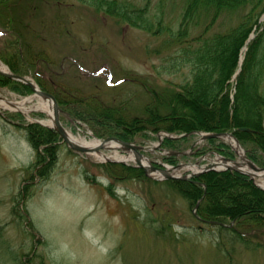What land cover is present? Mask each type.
<instances>
[{"label":"rangeland","instance_id":"1","mask_svg":"<svg viewBox=\"0 0 264 264\" xmlns=\"http://www.w3.org/2000/svg\"><path fill=\"white\" fill-rule=\"evenodd\" d=\"M89 1L17 0L2 6L0 18L9 21L10 27L0 24V61L13 73L1 54L10 59L19 48L34 68L25 74L22 67L24 74L16 75L42 89L34 76L41 73L45 81L51 79L63 91L112 106L127 104L129 115L140 114L137 110L147 100L145 87L131 80L146 79L157 86L185 80L189 65L171 69L167 59L180 47L164 48L166 38L107 16ZM128 1L140 7L149 5L165 24L176 28L185 5L184 0ZM236 21L224 15L214 30ZM255 37L256 32L251 39ZM34 94L0 84V99L21 101ZM31 117L34 121L50 119L39 110L32 111ZM32 122L21 111L0 110V264H264V233L251 234L240 228L249 240L260 243L258 248L248 247L234 233L200 222L189 202L164 180L150 174L142 181L125 180L121 175L113 179L107 168L110 163L135 167V161H100L61 140L59 161L51 176L32 183L28 168L36 153L24 129ZM62 122L81 140L98 139L87 125H79L67 114L62 115ZM198 140L195 136L181 144L187 155L177 164H195L204 157L202 164H206L221 158L215 147ZM136 142L153 147L143 153L154 165L172 166L157 148L158 135L150 133ZM221 143L234 153L232 158L243 162L228 138ZM102 151L134 157L119 148ZM255 182L261 185L262 180L255 178ZM28 192L31 195L26 197Z\"/></svg>","mask_w":264,"mask_h":264},{"label":"trees","instance_id":"2","mask_svg":"<svg viewBox=\"0 0 264 264\" xmlns=\"http://www.w3.org/2000/svg\"><path fill=\"white\" fill-rule=\"evenodd\" d=\"M15 2L17 0H0V9ZM184 2L182 19L176 28L172 23L165 24V20L152 12L149 5L140 7L128 0L89 1L107 16L166 38L164 48L180 47L174 56L167 58L171 69L178 70L184 64L189 65L187 77L179 83L167 81L157 86L146 79L131 80L132 83L139 81L140 86L145 87L143 94L147 100L140 105V111L137 110L140 114L129 115L127 104L112 106L96 98L63 91L51 79L45 81L41 73L35 72L36 82L43 90L55 95L65 114L74 121L87 124L98 138L117 137L133 142L138 137L148 138L150 133L161 131L186 134L182 138L164 140L163 147L180 150L181 144L197 132L232 133L247 150L249 158L263 167L264 23L261 20L264 0ZM224 15L236 17V23L223 30H214ZM0 24L10 27V22L1 18ZM254 32L256 37L248 43ZM17 33L21 35L19 30ZM246 45L248 50L241 71L234 79ZM17 49L14 48L15 54L10 59L2 53V59L8 61L14 74H22V67L27 70L24 71L26 74L34 66L27 61L25 53ZM45 63L49 61L45 59ZM0 84L22 93L32 90L27 84L6 76H0ZM24 129L36 153L35 161L28 168L31 172L29 180L32 183L36 178L46 180L58 164L62 139L55 130L37 123H30ZM188 134L192 136L188 137ZM208 144L221 155L234 157V153L220 139H209ZM177 160L175 156L167 158L173 164ZM107 168L113 179L120 175L125 180L148 179L141 168L118 163H110ZM87 178L92 180V177ZM164 183L186 199L191 208L200 202L197 210L200 222L234 233L248 247H260V243L249 240L240 230L249 229L251 234L255 231L264 233V189L250 176L232 170L209 171L191 180H168ZM29 187L27 184L25 190L29 191ZM30 195L28 192L26 197ZM233 222L235 225L230 227Z\"/></svg>","mask_w":264,"mask_h":264},{"label":"water","instance_id":"3","mask_svg":"<svg viewBox=\"0 0 264 264\" xmlns=\"http://www.w3.org/2000/svg\"><path fill=\"white\" fill-rule=\"evenodd\" d=\"M242 61H243V59L241 60V63H242ZM0 74L4 75V76H6V77H8L10 79H14V80H17V81L24 82V83L28 84L35 92H38L40 95L45 96L46 98L52 99V101L54 103V116H53L54 125H53V127L51 126L50 128L55 129L60 134V136L62 137L63 141L66 142L69 145L70 148H72L73 150H75V151H77L79 153H86V154L94 153V152H100L102 149H104L103 145H101L100 147L95 148V149H89L87 147H84L82 145L74 143L73 141H71L68 138L67 131H66V129H65V127H64V125H63V123L61 121V117H60L61 113H63V110L59 106V103H58L56 97L53 94H51L49 92L42 91V90H38L37 88H35V85L32 82H30L25 77H22V76H19V75H15V74L10 73V72H4V71H1V70H0ZM36 122L39 123V124L44 125L40 121H36ZM44 126H46V125H44ZM243 130L249 131V129H247V128H244ZM223 137H233L235 139V141L237 142V144L242 147L240 141L238 139H236L234 137V135L231 134V133L209 134V135L204 136L203 139L207 140V139H211V138H223ZM107 143H117V144L120 145V147H122V149H124L126 151H133L135 156H136V160H137L138 166L140 168H143L146 171L147 174H150V173L158 171L167 180L187 179L186 177H183V178L176 177V176L172 175L170 173V171L165 169V168H158V167L153 166V165L145 166L142 163V160H141L142 157H143V154H142L141 151H148V148H146V147L136 145L135 143L124 142V141H122V140H120L119 138H116V137H111V138L105 139L103 144H107ZM245 153H246V151H245ZM246 158H247V161H248V165L251 167L252 170H254V171H264V168H259L258 166H256V164L251 159H249L247 157V155H246ZM223 160L226 163L229 162V163H233L234 164V166L227 165L225 167V169L235 170L237 172L245 173V174H248L250 177L255 178L254 175H252L250 172H247L246 170L243 169V167L245 165L244 163H241V162H239L237 160L229 159V158H226V157H223ZM210 170H216L215 165H211V166L207 167L203 172L210 171ZM203 172H199V173H196L194 175L198 176V175L202 174ZM197 208H198V206L196 207V209ZM196 209H195V212H196Z\"/></svg>","mask_w":264,"mask_h":264},{"label":"bare ground","instance_id":"4","mask_svg":"<svg viewBox=\"0 0 264 264\" xmlns=\"http://www.w3.org/2000/svg\"><path fill=\"white\" fill-rule=\"evenodd\" d=\"M0 70L4 71V72H9V68L0 61ZM37 89L38 87L35 86ZM0 110H11V111H21L24 114H26V116H28V118L30 120H34L31 117V112L34 110H39L42 112H45L49 115L50 119L47 121H42L44 124H46L47 126H53L54 125V120H53V116H54V103L52 101V99L50 98H46L45 96L40 95L38 92H36L33 96L31 97H27L21 101L18 100H12L9 98H1L0 99ZM67 131V135L68 138L73 141L76 144L82 145L84 147H87L89 149H95L100 147L101 145L104 146V149H113L116 150L118 148V146L115 143H107V144H103L102 141L95 139L92 141H88V140H81L77 137H75L70 131ZM229 142L232 144V146L237 150L240 158L242 159L243 163L245 164L243 169L246 170L247 172H250L252 175H254L256 178H259L262 180L261 185L264 187V171H254L252 170L247 164V158L245 156V152L242 148H240V146H238V144L233 140V139H229ZM94 155L97 156V158L100 161H107V160H131L133 159V157H129V158H124L121 157L118 153H116L115 155L111 156L106 154L103 151L100 152H95L93 153ZM143 164L145 166H149V161L146 158H143ZM216 162H220V165L222 166L223 164L220 161V158L216 161ZM233 165V164H231ZM185 170H194L197 171L198 168L194 165H190V166H185L184 167Z\"/></svg>","mask_w":264,"mask_h":264}]
</instances>
